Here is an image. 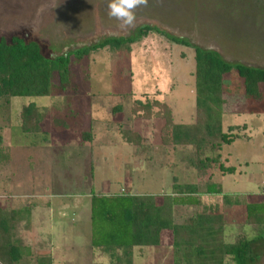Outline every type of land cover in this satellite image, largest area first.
Instances as JSON below:
<instances>
[{"label": "rangeland", "instance_id": "rangeland-1", "mask_svg": "<svg viewBox=\"0 0 264 264\" xmlns=\"http://www.w3.org/2000/svg\"><path fill=\"white\" fill-rule=\"evenodd\" d=\"M108 0H0V37L20 35L40 43L45 54L58 56L107 37H129L149 25L184 37L191 44L218 52L230 63L264 68V3L261 0H148L136 10V26L125 30L108 15ZM113 46V45H112ZM108 46L82 60L72 58L76 91L46 97L11 99L9 116L0 112V209L31 210L15 235L31 254L53 255V264H112L91 247L90 197L98 194H172L173 184L199 180L189 161L190 147L162 143L164 120L135 119V99H158L171 109L173 124H190L195 117L194 52L157 33L127 48ZM228 93L236 95L233 112L222 116L223 131L240 126L238 138L219 152L236 167L214 182L225 193H241L244 202H264V85L258 105L247 104L234 70L226 78ZM34 103L45 133L23 134L19 113ZM123 110L111 114L115 106ZM57 119L61 121L57 123ZM143 139L127 144L122 131ZM91 132L85 141L82 133ZM200 186L196 206L174 207L176 223L190 221L203 210L225 214L224 241L244 236L255 239L258 260L264 264V225L245 223V206L224 207L220 196L206 195ZM233 209V210H232ZM169 231L157 247L134 249L133 264H186L188 249H175ZM227 262L229 260L227 259ZM226 263V262H225Z\"/></svg>", "mask_w": 264, "mask_h": 264}, {"label": "trees", "instance_id": "trees-1", "mask_svg": "<svg viewBox=\"0 0 264 264\" xmlns=\"http://www.w3.org/2000/svg\"><path fill=\"white\" fill-rule=\"evenodd\" d=\"M264 3V0H261ZM157 33L169 42L192 48L194 52L195 117L190 124H173L171 109L158 99H135L130 108L135 119L153 118L164 120L162 143L173 147H190L194 151L191 167L199 182L173 184L169 195L98 194L90 197L91 247L107 254L112 264H133L134 249L157 247L164 231H169L175 249H188L184 254L186 264H253L258 260L255 239L244 236L232 243L224 241L225 214L221 209L203 210L188 222L176 223L174 207L196 206L199 203V187L206 195L220 196L224 207L245 206V223L249 226L264 225V202H244L241 193H225L215 177V159L220 174H235L236 167L223 161L220 154L215 158L205 152H219L238 138L241 127L230 125L223 131L222 116L233 112L230 105L236 95L228 93L226 78L234 70L241 80L243 97L247 104L258 105L263 95L264 68L243 63H230L210 49L191 44L184 37L174 36L159 28L144 25L129 37H107L92 44L83 45L66 54H45L36 40L20 35L0 37V112L9 116L11 99L15 97H46L76 91L71 76L72 58L82 60L92 52L112 46L127 48L140 42L149 33ZM123 107L115 106L111 114L117 117ZM19 129L23 134L45 133L42 116L34 103L22 105L19 113ZM61 120L57 119V123ZM85 141L92 140L91 132L82 133ZM127 144L140 146L142 140L137 132L122 131ZM3 150L0 148V153ZM264 191V187H262ZM31 210L3 211L0 209V264H53L51 255L33 256L15 235L19 223L28 219ZM227 259L229 262H227ZM226 262V263H225Z\"/></svg>", "mask_w": 264, "mask_h": 264}, {"label": "clouds", "instance_id": "clouds-1", "mask_svg": "<svg viewBox=\"0 0 264 264\" xmlns=\"http://www.w3.org/2000/svg\"><path fill=\"white\" fill-rule=\"evenodd\" d=\"M148 0H108V15L120 22L125 30L136 26V10L146 7Z\"/></svg>", "mask_w": 264, "mask_h": 264}, {"label": "crops", "instance_id": "crops-1", "mask_svg": "<svg viewBox=\"0 0 264 264\" xmlns=\"http://www.w3.org/2000/svg\"><path fill=\"white\" fill-rule=\"evenodd\" d=\"M233 210V209H232ZM52 257H54L53 255H52Z\"/></svg>", "mask_w": 264, "mask_h": 264}]
</instances>
